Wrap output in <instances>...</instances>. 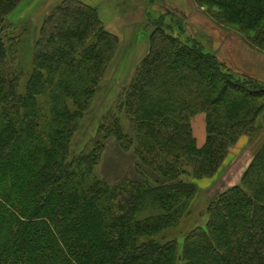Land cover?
<instances>
[{
  "label": "trees",
  "instance_id": "obj_1",
  "mask_svg": "<svg viewBox=\"0 0 264 264\" xmlns=\"http://www.w3.org/2000/svg\"><path fill=\"white\" fill-rule=\"evenodd\" d=\"M21 2L0 0V264H264V144L241 184L209 203L202 225L181 243L156 239L195 197L196 185L180 179L186 169L195 181L212 178L239 136L264 120V83L166 33L161 18L115 112L97 123L91 147L71 157V139L121 41L95 8L61 0L39 28L19 92V40L8 17ZM192 2L264 53V0ZM198 113L207 118L202 148L189 125ZM111 138L160 180H144L138 165L137 179H98Z\"/></svg>",
  "mask_w": 264,
  "mask_h": 264
},
{
  "label": "rangeland",
  "instance_id": "obj_2",
  "mask_svg": "<svg viewBox=\"0 0 264 264\" xmlns=\"http://www.w3.org/2000/svg\"><path fill=\"white\" fill-rule=\"evenodd\" d=\"M145 1L147 2L148 0ZM152 1L155 2L157 0ZM160 1H157V3L179 9V12H171L173 14L170 16H166L163 12L164 15L159 16L153 10L146 11L147 13L144 16L149 27L140 28L139 26L130 44L121 45L120 53L111 64L103 81L99 84L89 109L71 139V157L91 147L88 139L93 137L97 123L109 109L115 112L120 90L126 84L129 75H133L134 71L132 69L138 64L144 52L145 39L154 30L153 26L161 18L163 21L162 26L165 28L166 33L173 37H178L183 43L198 42L204 48V52L214 54L221 64L235 74L250 76L264 83V53L247 45L234 29L215 23L206 13V10L196 6L192 0H167L165 3H162L163 0ZM45 2V0H23L15 12L8 17L9 22L13 25L11 29L13 30V35L19 40V45L14 46L17 55L16 67L18 70L23 71L19 92L24 91L26 80L31 72L33 45L38 38L39 28L54 5L53 0ZM126 8L129 7L122 5L117 9L116 13L123 15L120 12ZM115 36L120 41L122 40L120 33ZM132 46L137 47L134 55H132L133 51H129ZM130 56L132 57L130 58ZM10 60L12 59L10 58ZM123 70L124 73L126 70L130 73L122 75L121 72ZM117 116L122 121L125 132H128L124 116L121 114H117ZM206 119L204 113H198L189 119L191 133L197 148H202L204 145L199 146L197 143L199 141V132L206 140ZM250 131L239 136L212 178L195 181L190 176L191 170L186 169V173L180 179L196 185L195 197L189 204L188 213L181 219L179 224L174 229L166 230L159 235L156 238L158 242L164 243L176 240L181 243L185 235L204 223L206 219L205 210L215 197L241 184L245 171L264 144V120L262 115L256 119ZM105 145V151L94 170V175L98 179L105 181L109 185H114L127 179H137L135 172L138 165V168L144 173V180H148L150 183L157 179L160 180L150 174L139 163L132 154V150L127 152L121 150L113 138L109 139ZM146 215L148 214L144 213L143 216Z\"/></svg>",
  "mask_w": 264,
  "mask_h": 264
},
{
  "label": "crops",
  "instance_id": "obj_3",
  "mask_svg": "<svg viewBox=\"0 0 264 264\" xmlns=\"http://www.w3.org/2000/svg\"><path fill=\"white\" fill-rule=\"evenodd\" d=\"M45 1L47 2L48 0ZM60 1L61 0H53V4H56ZM80 1L83 4L93 7L97 10V13L100 19L102 20L104 27L110 33L114 35H116L117 33L121 34L122 36L121 45L130 44V42L135 36V31L139 26L140 28L145 26L149 27L148 26L149 24L148 23L146 24L147 21L144 16V14L147 13L146 11L153 10V12L158 13L159 16L164 14H166V16H170L173 14L171 12L174 11L179 12V9L167 7V5L163 6L157 3V1L161 2L160 0H157L155 2L152 0H148L147 2L145 0H80ZM165 2H167V0L162 1V3ZM122 5L124 6L126 5L129 8H126L124 11L120 12L123 15H119L116 13V11ZM176 14L178 15V13ZM146 41L147 38L145 39V43ZM136 50L137 47L132 46L130 47L129 51H133L132 55H134L136 53ZM145 53H146V47L144 49L143 54L140 57V60L144 57ZM131 57L132 56H130V58ZM134 68L132 69L133 71ZM128 73H130L128 70H126L125 73L124 70L121 72L122 75ZM131 77L132 75L130 74L126 83L131 79ZM198 138L199 141H197V143L199 146H202L204 144L205 138L202 134H200V132L198 133Z\"/></svg>",
  "mask_w": 264,
  "mask_h": 264
}]
</instances>
